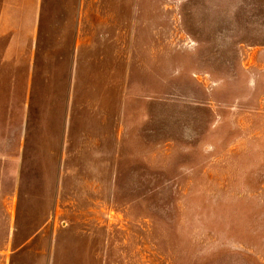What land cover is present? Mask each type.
Wrapping results in <instances>:
<instances>
[{
    "label": "rangeland",
    "instance_id": "1",
    "mask_svg": "<svg viewBox=\"0 0 264 264\" xmlns=\"http://www.w3.org/2000/svg\"><path fill=\"white\" fill-rule=\"evenodd\" d=\"M3 50L0 264H264V0H43Z\"/></svg>",
    "mask_w": 264,
    "mask_h": 264
},
{
    "label": "crops",
    "instance_id": "2",
    "mask_svg": "<svg viewBox=\"0 0 264 264\" xmlns=\"http://www.w3.org/2000/svg\"><path fill=\"white\" fill-rule=\"evenodd\" d=\"M42 1L0 0V45L4 48L1 56L8 62L34 60Z\"/></svg>",
    "mask_w": 264,
    "mask_h": 264
}]
</instances>
